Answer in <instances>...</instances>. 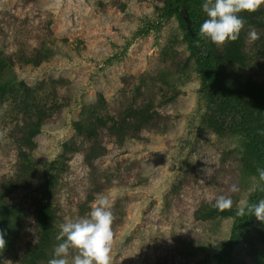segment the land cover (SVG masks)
Here are the masks:
<instances>
[{
    "label": "rangeland",
    "instance_id": "rangeland-1",
    "mask_svg": "<svg viewBox=\"0 0 264 264\" xmlns=\"http://www.w3.org/2000/svg\"><path fill=\"white\" fill-rule=\"evenodd\" d=\"M204 2L38 0L37 13L27 0H0V54L31 47L30 17L46 41L40 67L14 66L9 74L12 83L25 76L31 92L0 98V188L31 175L18 164L24 147L12 127L23 109L42 114L48 123L34 136L33 184L47 181L53 189L49 200L60 225L88 216L79 206L93 192L92 206L102 187L113 201L114 264H251L256 248L264 264V222L247 209L237 215L240 200L264 199L257 171L264 169V11L239 13L246 21L239 38L219 46L193 37L207 18ZM163 6L174 9L159 20ZM253 29L260 38L249 43ZM152 112L164 131L106 144L102 170L85 164L92 141L75 132L73 121L91 126L95 138L118 118L147 120ZM69 138L75 149L62 167L52 161ZM185 181L213 198L231 196L232 213L190 222L179 201L190 200ZM232 185L239 190L230 192ZM37 208L31 198L19 204L17 224L0 221L2 263L21 264L22 229ZM59 231L48 251L38 252L37 264L53 258ZM176 233L189 237L177 240L180 260L165 249ZM226 252L229 260L219 256Z\"/></svg>",
    "mask_w": 264,
    "mask_h": 264
},
{
    "label": "trees",
    "instance_id": "trees-1",
    "mask_svg": "<svg viewBox=\"0 0 264 264\" xmlns=\"http://www.w3.org/2000/svg\"><path fill=\"white\" fill-rule=\"evenodd\" d=\"M27 5L37 10V13L41 10L38 0H27ZM173 9L174 8L170 6L161 7L159 10V20L169 17ZM263 11L264 10L260 6L256 12L261 13ZM27 21V26L34 36V43L31 47L27 51L14 48L0 54V98L8 91H15L28 95L32 89V87L27 84L29 80L24 79V76V78L15 79L12 83V78H10L9 74L14 72V66L23 71H25L27 67L30 69L40 67L42 60L45 58L44 46L46 41L44 39L45 35L42 34L41 26L35 22L33 17H30L25 22ZM46 27L50 29L48 24ZM193 37L196 41L202 40V36L198 32L194 33ZM32 80L38 84L40 82L37 81V77H33L31 81ZM159 116L160 114L155 115L154 112H152L147 120L128 119L123 121L118 118L113 121L112 124L105 127V132L101 137L98 136L95 138H91V126L83 125L78 120L73 121L72 125L75 132L80 136L89 137L92 141L84 154L85 164L91 169L102 170L105 164L102 162L101 156L106 144H113V142L116 141L123 145L126 140H138L145 135L161 133L160 131H164L163 129L165 126L162 130H158V123L161 122ZM45 120L42 114H37L27 109L21 110L19 120L12 127V132L18 136L24 147L19 153L18 164L21 168L29 170L32 173L24 180H11L5 184L4 187L0 188V221L4 227L8 228L9 224L12 225L10 223L12 219H15L16 224L18 223L20 216L17 213V209L20 203L32 198L38 206L37 209H33L28 214L29 221L27 223H29V226H27L26 229H22L23 235L21 241L23 242L19 252L21 264H37L38 260L36 256L38 252L42 253L48 251L51 247V243L54 241V232L58 231L60 228L58 212L55 210V205L49 200V196L52 195L53 189L47 187V181H43L38 185L33 184V174L35 170L32 155L36 147L34 136L46 123H48ZM163 122L165 124L167 123L166 120ZM74 149L75 142L73 139H67L62 143L61 150L52 162L62 167H67V160L71 158L73 154L72 150L74 151ZM192 172L196 173L194 169H192ZM185 183L186 185H184L183 191L190 197V200L186 202L181 199L179 201L186 211L190 222L207 218L225 217L232 213L233 207L223 211L217 209L214 206L215 198L208 196L203 190V187L194 185L188 181H185ZM101 190L102 187H98L95 193L101 194ZM38 192H41L40 196H36L35 193ZM93 194V192L86 194L85 200L79 206V211L83 212L85 208L91 211L90 200L94 196ZM157 223L158 221L155 219L154 224ZM180 235H182L183 238H181ZM178 239L189 240V237L183 233H176L173 235V239L165 246V249L175 254V260L181 259V249L177 246L179 245ZM255 250L256 253L253 254L251 264H261L263 262L261 249L256 248ZM223 254L219 255L220 258L229 260L228 256L230 255H228L227 252ZM0 264L4 263L0 261ZM169 264H180V261L173 260Z\"/></svg>",
    "mask_w": 264,
    "mask_h": 264
},
{
    "label": "clouds",
    "instance_id": "clouds-1",
    "mask_svg": "<svg viewBox=\"0 0 264 264\" xmlns=\"http://www.w3.org/2000/svg\"><path fill=\"white\" fill-rule=\"evenodd\" d=\"M264 0H205L202 10L207 18L202 22L199 32L202 37L222 46L228 41H236L246 21L238 15L242 11L256 12ZM260 34L251 30L248 42L253 43ZM260 180L264 181V169H257ZM236 185L230 192H237ZM233 205L231 196L215 197V207L220 211L230 209ZM113 201L103 194H98L86 217L67 219L62 223L56 236L58 245L54 248L53 258L48 264H114V247L116 244L112 212ZM248 210L256 219L264 222V199L256 204H249L247 199L239 201L237 215H245ZM5 233L0 231V250L6 246ZM73 251L75 254L73 255Z\"/></svg>",
    "mask_w": 264,
    "mask_h": 264
}]
</instances>
